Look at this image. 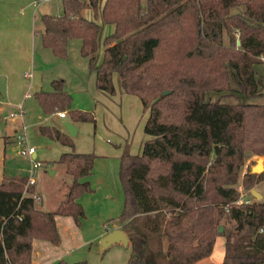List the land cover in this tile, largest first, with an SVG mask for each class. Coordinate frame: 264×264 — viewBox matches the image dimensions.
Listing matches in <instances>:
<instances>
[{
  "label": "trees",
  "instance_id": "obj_1",
  "mask_svg": "<svg viewBox=\"0 0 264 264\" xmlns=\"http://www.w3.org/2000/svg\"><path fill=\"white\" fill-rule=\"evenodd\" d=\"M61 4L62 13L40 16L42 45L65 56L69 39L79 38L96 87L115 94L116 75L122 91L137 95L148 111L141 151L126 146L119 157L123 202L116 222L128 237L127 263L196 264L221 235L220 264H264V198L235 203L238 182L252 195L251 186L264 177L249 169L241 175L249 154L264 156V103L245 101L264 96V75L255 67L264 55V0ZM50 83L52 89L33 93L45 114L65 111L72 121H95L93 110L71 108L62 79ZM208 91L220 94L206 98ZM226 96L239 101H221ZM38 130L72 147L56 160L72 180L53 210L36 205L27 175L0 182V264H32L34 239L60 242L56 215H70L77 225L84 216L77 198L91 190L82 178L95 153L75 151L71 136L55 125Z\"/></svg>",
  "mask_w": 264,
  "mask_h": 264
},
{
  "label": "rangeland",
  "instance_id": "obj_2",
  "mask_svg": "<svg viewBox=\"0 0 264 264\" xmlns=\"http://www.w3.org/2000/svg\"><path fill=\"white\" fill-rule=\"evenodd\" d=\"M43 10L56 14L62 13L61 0H51L43 3ZM85 14L92 17L91 9L88 7L85 8ZM110 31L111 27L105 25L104 33ZM38 39H40V34L37 38V43ZM223 39L224 42H227L228 40L225 32H223ZM79 43V38H70L67 44V54L65 56H57L49 48L44 46L42 47H44V50L46 49L45 51L49 56L40 57V59H38V55H36V60H39V66L43 72L44 79L48 76H57V79L60 78L63 80V89L71 96V108H79L89 111L93 110L95 113L94 122L77 121V132L74 136H71L74 150L81 152L106 150L109 147L114 146L113 144L116 142L117 136L119 135L128 137L129 150H132L134 153L139 152L141 140L145 137L143 126L148 111L143 109L141 101L137 95L128 93L126 94L127 98H124V96L119 94V91H117V93L115 92V95L109 96L99 90L95 84L94 72L89 71L87 57L81 55L79 51ZM101 51L102 47L100 48V54ZM262 60V63L255 64V67L257 68V72L263 73L264 75V59ZM114 82L115 86H119L116 75H114ZM231 84L234 85L233 83ZM43 86V89H52L49 82L43 83ZM219 94L220 92L208 91L206 93V98L216 99ZM239 95L244 99L241 93ZM129 97L135 102L129 100ZM221 101L234 103L239 100L232 96H226L221 98ZM245 101L264 102V96L249 98ZM23 110L21 119L27 127L26 133L28 141L36 147L37 159L41 161V165L36 167L34 171L35 190L33 193L39 194L40 196V199H35V203L38 207H41L44 210H51L56 208L57 205L55 204H57V199L63 194L62 191L64 190H62V186L64 180L67 178L70 180L71 177L70 174L63 170L64 166L61 163L56 162V160L61 152L68 151L72 147L61 144L58 141L40 134L38 131V125H62V118L54 115V113L45 114L33 95L26 99L23 104ZM66 118L69 119L70 116L67 114ZM11 121H19V123H21L18 119ZM0 125L2 126L3 124L0 123ZM17 126L19 127L20 124H17ZM11 147V144L7 146V153L10 157L11 155H15V159H22L14 160V163L19 164L23 170H25V173H27L30 166L29 158L17 155ZM259 157H262L263 160H261V162L264 164L263 155L249 154L242 166L241 175L248 169L250 172V168L256 164L257 158ZM105 158L109 159L106 160L107 162L112 159L110 156L104 157L103 159ZM117 164L119 168V163ZM51 171L55 172L50 174ZM118 182H120V180ZM235 186L238 191L241 189L242 192H247V190L243 188L241 182H238ZM90 187L91 190L84 193L91 192L93 190L91 184ZM252 188L259 191L262 194V197L259 199H263L264 177L261 180L254 182L251 186V189ZM120 191L122 192V187ZM80 196L78 198H80ZM254 200L258 199L254 198ZM220 226L222 227L221 230H223V226L221 224ZM223 241L224 237L217 235L212 253L198 261L196 264L202 262L208 264H220L224 251ZM112 247L114 246L109 245V247L97 251L98 247L92 245L90 248L88 247L85 249L82 259L86 260L87 264H128L127 259L130 254V247L118 244V251H114V248ZM149 259L151 260V258Z\"/></svg>",
  "mask_w": 264,
  "mask_h": 264
},
{
  "label": "crops",
  "instance_id": "obj_3",
  "mask_svg": "<svg viewBox=\"0 0 264 264\" xmlns=\"http://www.w3.org/2000/svg\"><path fill=\"white\" fill-rule=\"evenodd\" d=\"M45 2L47 1L0 0V123L3 124L0 125V182L4 179L27 175L30 168L29 166L27 173H25L19 164L14 163V160L18 158L15 159V155L10 157L7 153V146L10 144L12 145L11 149L14 150L15 132L18 128L17 124H20L19 121L8 119V113L15 110L17 106H21L23 109V104L27 98L33 95L35 91L43 89V83H50L53 78L57 77L48 76L44 79L39 60H36V55H38V59L49 56L45 51L46 49L44 50L42 47L41 36L37 43V38L43 31L40 16L42 13H47L43 10V3ZM109 26L112 29V25ZM117 91L124 98H127L126 94L128 93L123 92L119 86H116V93ZM129 100L135 102L131 97ZM54 115L62 118L61 124L65 120L71 121L76 126L77 132V121L66 118L67 114L61 117L55 112ZM57 127L67 132L63 125ZM144 135L141 146L148 137L146 134ZM113 145L106 150L94 152L96 157L92 170L82 178L90 182L93 190L82 194L77 199L84 211L81 224L77 225L70 215H56L60 242L56 245L47 240L34 239L32 264H55L59 259L80 260L86 248L95 245L98 247L97 251L100 250L99 240L108 230L120 228L116 218H114L121 210L123 199L120 191L121 185L118 182L117 163H119V157L124 147L127 146L130 153H135L129 150L127 136L118 135ZM34 156L37 159L36 147ZM109 156L112 158L111 161L107 162L108 158L103 159ZM63 170L65 171V166ZM54 172L51 171L50 174ZM71 180L72 177L70 180L69 178L64 180L63 194L57 199L55 205H58L60 200L64 198ZM118 244L121 243H113L110 246H114L112 247L114 251H118Z\"/></svg>",
  "mask_w": 264,
  "mask_h": 264
},
{
  "label": "built area",
  "instance_id": "obj_4",
  "mask_svg": "<svg viewBox=\"0 0 264 264\" xmlns=\"http://www.w3.org/2000/svg\"><path fill=\"white\" fill-rule=\"evenodd\" d=\"M41 1H48V0H41ZM262 59H264V55L261 56ZM23 109L21 106H17L15 110L10 111L7 115V118L10 120H20V126L17 128L15 132V137H14V150L16 154L23 156V157H28L30 160V168L27 174V180L25 185H30L34 184V171L36 167L41 165V161L36 159L34 156L35 153V146L31 145L28 141L27 138V133H26V125L23 123L21 117L23 115ZM57 114L61 117H64L66 115L65 111H59ZM32 196L35 199H39L38 194L32 193ZM254 201V196L248 194L247 192H242L241 189H239V196L235 200L236 204H241V203H252ZM261 228L260 230H262Z\"/></svg>",
  "mask_w": 264,
  "mask_h": 264
},
{
  "label": "water",
  "instance_id": "obj_5",
  "mask_svg": "<svg viewBox=\"0 0 264 264\" xmlns=\"http://www.w3.org/2000/svg\"><path fill=\"white\" fill-rule=\"evenodd\" d=\"M166 92V91H164ZM62 125L65 127L67 133L70 136H74L76 133V126L68 120L62 122ZM262 158H257L256 164L250 168L251 173H260L264 170V164L261 162ZM259 169V170H258ZM251 194L255 199L262 197V194L256 189H251ZM222 227L219 226L218 230L221 231ZM120 242L122 245H128V237L126 233L121 228H113L108 230L99 240V249L103 250L113 243Z\"/></svg>",
  "mask_w": 264,
  "mask_h": 264
}]
</instances>
